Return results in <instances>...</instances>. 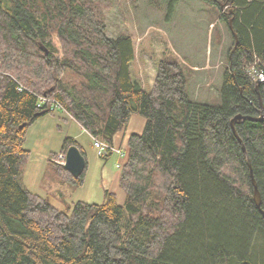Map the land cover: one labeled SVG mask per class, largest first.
Instances as JSON below:
<instances>
[{
	"label": "trees",
	"instance_id": "16d2710c",
	"mask_svg": "<svg viewBox=\"0 0 264 264\" xmlns=\"http://www.w3.org/2000/svg\"><path fill=\"white\" fill-rule=\"evenodd\" d=\"M205 1L229 29L232 19L235 33L220 103L193 98L191 70L175 52L160 60L145 90L132 69L133 37L109 33L112 4L0 0V264H264V217L252 183L264 209V119L236 122L246 152L231 124L264 108V0ZM67 73L77 80H65ZM39 95L111 144L133 114L145 117L143 132L128 138L124 204L107 190L103 204L62 210L21 184L27 127L61 110L40 105ZM71 145L86 157L72 137L62 152ZM56 170L84 182L86 170L80 177Z\"/></svg>",
	"mask_w": 264,
	"mask_h": 264
},
{
	"label": "rangeland",
	"instance_id": "374dc122",
	"mask_svg": "<svg viewBox=\"0 0 264 264\" xmlns=\"http://www.w3.org/2000/svg\"><path fill=\"white\" fill-rule=\"evenodd\" d=\"M100 1L112 4L106 12L110 35L128 33L133 37L137 52L133 63L137 69L140 70L139 65L144 59L158 66L161 59L175 52L191 70L189 91L193 98L221 102L222 72L233 48L234 37L227 22L220 18L217 7L205 0ZM55 41L59 43L57 38ZM205 65H208L206 70L196 71L193 68ZM146 67L154 68L152 64ZM249 72L258 80L256 77L261 70L254 66ZM64 79L76 81L77 77L67 73ZM68 137L75 138L86 153L88 165L82 185L62 178L57 173V163L52 162V156L62 152ZM116 145L127 152L125 143ZM23 146L29 150V157L21 169V184L32 193L48 198L62 210L72 208L78 201L105 203L106 191L114 189V177L122 170L117 165H123L125 161V157L116 152L106 158L99 155L93 137L62 109L47 113L31 123L27 127ZM120 190L122 205L126 195Z\"/></svg>",
	"mask_w": 264,
	"mask_h": 264
},
{
	"label": "crops",
	"instance_id": "0c3cea01",
	"mask_svg": "<svg viewBox=\"0 0 264 264\" xmlns=\"http://www.w3.org/2000/svg\"><path fill=\"white\" fill-rule=\"evenodd\" d=\"M150 62H151V60H149V59L148 60H145L144 59V62L143 63H140V65H139L140 70L136 68L135 62L133 63L134 76H135V78L139 79L142 82L144 89L147 90V91H149V90L152 89V87L154 85V82H155V79H156V75H157V66L154 65L152 62H151V64L154 66V68H147L146 67L147 65H151ZM142 65H144V66L142 67ZM193 68L196 71H198V70H206V69H208V65H205L203 67L194 66ZM145 76H148L149 79H146ZM145 125H146V119H145V117H143V116H141L140 114H137V113L133 114L131 116L130 120H129L128 125L123 130L119 131L115 135L114 141H113L114 143L113 144L114 145H116V144H121L122 145L123 143H125L126 148H127V156H128V138H129V136L131 134H133V133H142L143 130H144V128H145ZM127 156L124 158L125 159L124 163L127 160ZM121 171L118 174V176H115L114 177V181H113L114 189L108 190V191L113 192V193L116 194L117 200H118V203L119 204H120V201H119L120 200V196H119V194L122 195V197H123V194H122V192L120 190L121 187L119 185V179H120Z\"/></svg>",
	"mask_w": 264,
	"mask_h": 264
},
{
	"label": "water",
	"instance_id": "95a60500",
	"mask_svg": "<svg viewBox=\"0 0 264 264\" xmlns=\"http://www.w3.org/2000/svg\"><path fill=\"white\" fill-rule=\"evenodd\" d=\"M225 6H222V9L225 10L224 8ZM232 13V11H230ZM232 19L230 20V29L231 31L234 33V29L232 26ZM235 34V33H234ZM237 43V41H236ZM236 46H234L235 48ZM45 50V53L48 54V50L44 47H42ZM233 48V49H234ZM261 83V80L258 79L256 81V89H259V85ZM245 119H249V120H263L264 119V108L262 106L261 109V115L260 116H250V115H244L242 113H239L237 115H235L232 120H231V124H232V128L234 130V133L236 134L238 140L241 142L242 146H243V150L246 152V148L244 146L243 140L241 139L240 135L237 132L236 129V122H241L244 121ZM87 167V160L85 155L83 154L82 150L80 149V147L78 145H71L67 150H66V162L63 165V168L65 170H67L68 172H70L74 177H80L86 170ZM252 183L254 186V201L256 203V206L259 208L260 212L262 213L263 217H264V209L262 208V197H261V193L259 190V187L257 185L256 180L254 179V177L252 178Z\"/></svg>",
	"mask_w": 264,
	"mask_h": 264
},
{
	"label": "built area",
	"instance_id": "2783aa9c",
	"mask_svg": "<svg viewBox=\"0 0 264 264\" xmlns=\"http://www.w3.org/2000/svg\"><path fill=\"white\" fill-rule=\"evenodd\" d=\"M39 102L40 105H45V104H50V108L55 109V108H61V104L56 101L55 99H49L44 96H39ZM94 146L97 148L98 154L101 156H108L116 152L121 156L122 158L127 156V152H125L121 147H118L114 144L107 143L105 141H102L98 138H93ZM53 160L58 163V164H63L66 161V154L65 152H60L57 154ZM119 168H121L123 165L122 163H118L117 165Z\"/></svg>",
	"mask_w": 264,
	"mask_h": 264
},
{
	"label": "bare ground",
	"instance_id": "6f19581e",
	"mask_svg": "<svg viewBox=\"0 0 264 264\" xmlns=\"http://www.w3.org/2000/svg\"><path fill=\"white\" fill-rule=\"evenodd\" d=\"M260 77H261V79H264V75L263 74H260ZM39 96H44V97H46V98H49V99H52V98H50V97H47V96H45V95H39ZM61 107V109L63 110L64 108H63V106L61 105L60 106ZM102 141H104V140H102ZM105 142H107V141H105ZM107 143H109V142H107ZM111 144V143H110ZM65 154H66V152H65ZM56 156H57V154H56ZM56 156H53V158H55ZM87 160V159H86ZM54 161V160H53ZM55 162V161H54ZM66 162V161H65ZM56 163V162H55ZM58 164V163H57ZM65 163H63V164H58V165H64Z\"/></svg>",
	"mask_w": 264,
	"mask_h": 264
}]
</instances>
